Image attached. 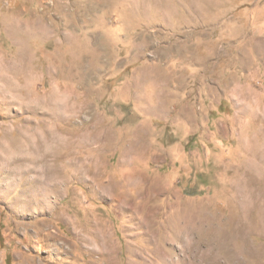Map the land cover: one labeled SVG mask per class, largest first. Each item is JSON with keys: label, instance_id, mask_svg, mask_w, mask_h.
I'll use <instances>...</instances> for the list:
<instances>
[{"label": "rangeland", "instance_id": "rangeland-1", "mask_svg": "<svg viewBox=\"0 0 264 264\" xmlns=\"http://www.w3.org/2000/svg\"><path fill=\"white\" fill-rule=\"evenodd\" d=\"M0 264H264V0H0Z\"/></svg>", "mask_w": 264, "mask_h": 264}, {"label": "bare ground", "instance_id": "bare-ground-1", "mask_svg": "<svg viewBox=\"0 0 264 264\" xmlns=\"http://www.w3.org/2000/svg\"><path fill=\"white\" fill-rule=\"evenodd\" d=\"M208 225H209L208 228L204 229L203 234L206 236L208 235L210 239H214L216 241L215 244L218 245L220 249L228 248V247L230 249L231 247H233L232 245H234V248L237 247L235 243L236 241H238V238L237 236H235L236 233L234 234L235 229H233L231 226L229 228L220 227L219 225L214 224V223L212 224L211 222Z\"/></svg>", "mask_w": 264, "mask_h": 264}]
</instances>
